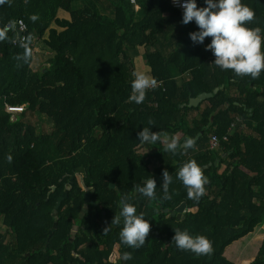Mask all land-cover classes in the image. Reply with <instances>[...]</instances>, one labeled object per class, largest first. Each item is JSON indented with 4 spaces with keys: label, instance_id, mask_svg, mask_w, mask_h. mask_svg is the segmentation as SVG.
I'll return each mask as SVG.
<instances>
[{
    "label": "trees",
    "instance_id": "1",
    "mask_svg": "<svg viewBox=\"0 0 264 264\" xmlns=\"http://www.w3.org/2000/svg\"><path fill=\"white\" fill-rule=\"evenodd\" d=\"M144 1L146 17L140 23L127 0L119 1L114 19L92 6L75 10L74 0L0 4V217L5 227L0 264H264V71L252 79L220 69L205 47L211 37L204 44L193 42L190 33L197 26L184 25L170 0H155L151 7ZM242 2L255 12L248 27L264 30V0ZM164 13L179 23L180 38L167 56L143 52L151 77L162 87L147 91L145 101L136 104L130 100L135 73L130 53L163 32L157 28ZM20 20L28 28L25 47L16 44V32H4ZM149 30L151 35L144 34ZM36 44L48 52L43 57L48 67L34 68ZM172 67L184 76L181 84ZM221 88L198 107H188L192 99ZM6 105L24 106L25 112L12 120ZM28 112L45 116L53 131L41 134L24 122ZM242 124L251 135L243 134ZM144 127L161 140L140 142ZM228 133V141L210 151V135L222 139ZM165 136L178 137L174 153L165 150ZM188 138L195 143L186 149ZM142 145L154 154L138 153ZM190 160L208 180L198 200L176 179ZM165 172L173 178L172 199L143 197L139 189L148 179L155 180L157 196L163 195ZM72 180L68 199L54 214ZM86 193L95 204L80 219ZM122 196L151 224L139 249L122 244L123 225L112 224ZM184 203L185 219L165 213ZM176 229L207 237L214 251L198 256L178 249ZM125 252L133 259L124 262Z\"/></svg>",
    "mask_w": 264,
    "mask_h": 264
},
{
    "label": "clouds",
    "instance_id": "2",
    "mask_svg": "<svg viewBox=\"0 0 264 264\" xmlns=\"http://www.w3.org/2000/svg\"><path fill=\"white\" fill-rule=\"evenodd\" d=\"M6 2L11 3V0H0V4ZM173 3L183 9L184 25L194 22L197 26L198 31L190 33L193 42L204 44L205 39L211 37V43L205 47L216 57L214 64L217 67L231 70L240 77L250 76L252 79H257L261 75L264 71V30L259 27H248L255 18V12L242 0H203V6H198V0H173ZM155 84L156 81L148 74L134 73L130 100L136 104L143 103L147 91ZM138 140L142 143L156 144L161 140V136L144 127L143 131L138 133ZM194 143L193 139L188 138L184 147L192 148ZM177 148V138L172 137L165 150L174 153ZM164 175L162 196H157V185L153 179H148L147 183L140 187L139 192L142 196L149 200H171L169 186L173 183V178L167 172ZM176 179L187 189L188 197L196 200L204 194V185L208 182L195 160L184 163L176 173ZM129 200L127 196L121 197L120 212L113 219L112 224L123 225L119 232L122 244L132 249H139L149 236L151 224L142 212H137V207ZM173 241L178 249L191 251L198 256L209 255L214 251L212 242L207 237L193 236L187 230L176 229ZM132 259L130 252L123 253L124 262Z\"/></svg>",
    "mask_w": 264,
    "mask_h": 264
},
{
    "label": "crops",
    "instance_id": "3",
    "mask_svg": "<svg viewBox=\"0 0 264 264\" xmlns=\"http://www.w3.org/2000/svg\"><path fill=\"white\" fill-rule=\"evenodd\" d=\"M119 1L120 0H74V2H73V8L75 10H82V9H85L87 6H92L99 13V15H101V16H103L105 18L114 19L116 17V6L118 5ZM154 2H155V0H151V1L149 0V3L150 4H148V6L151 7V5ZM144 3H146L144 0H138L137 3L134 5L131 2V0H127V4H129V6L132 8V10L134 12L133 18H134V22L135 23H140L146 17L145 16V13L142 10ZM163 18H164V21H160L159 18H158L159 27L157 28L158 21H157V25L154 27L155 29L156 28L159 29L160 27H163V32L160 33V34H158V35H156L155 40H153V37L150 38V41L153 42V43L150 42V43L144 45L143 47H140L139 46V47H137L135 49V51H133L132 53H130V55L132 56V58L134 60V63H135V73L138 72V70H137L138 67L137 66L140 65L141 66L140 67L141 70L145 69L146 71H148L147 74L151 77L150 72H149V68L146 66L147 64H146V61L144 59V54H143L144 51H147V50H149V51L158 50L163 55L167 56V55H169L174 50V48H175V46H176V44H177V42H178V40L180 38V35H179V33H180V31H179V23L176 20L172 19V17L168 13H164L162 15V18L161 19H163ZM151 33H152V31L149 30V31H146L144 34H146V35H149L150 34L151 35ZM34 53L36 54V58H35L34 64L40 65L41 67H42V65H45L44 64L45 63V59L43 57L45 55H48V52L45 51L41 47V45L36 44L35 45V49H34ZM171 71H172V75H173L174 79L179 84H181V82L184 81V76L181 75L174 67L171 68ZM188 107H189V105H188ZM189 108H192V107H189ZM194 115H195V113H191L190 114L191 118ZM235 129L236 128L230 129L229 133L231 135L234 134L235 133ZM242 132H243V134H245L247 136H249V135L252 134V131H250V128L247 127V126H245V125L242 126ZM229 133L226 136H224L222 139H220L216 134H214V135H216L221 141H224V138L225 137H227L229 139ZM211 136L212 135H210V137H209L210 139H211ZM176 138L178 139V137H176ZM170 140L171 139H169V137L168 138L166 136L164 137V143L166 145L171 142ZM227 141H224V142H227ZM209 149H210V151H216L219 148L216 149V150H211V148H210V142H209ZM138 153H141L143 155H148V154L150 155V154H154V150H152L151 148L149 149L148 146L142 145L138 149ZM226 156L227 155H223V157H226ZM218 162L219 161H217L216 164ZM225 168H226V166L223 165V167H222L221 170L223 171ZM112 187L116 188L115 185H111V188ZM86 194H88L90 196L89 199L91 201V194L90 193H86ZM93 204H95V203H93L91 201V204L89 205V208H88V212H89L90 206L93 205ZM84 206H85V204H84ZM84 206H83V208H84ZM80 214H81V212H80ZM169 215H171V214H169ZM83 218L80 217V219H83ZM75 228H78V227H75ZM4 229H5V227L3 225L2 218L0 217V230H4ZM261 229L264 231V225H263V227ZM78 232H79V228H78L77 232L74 233V234H77Z\"/></svg>",
    "mask_w": 264,
    "mask_h": 264
},
{
    "label": "built area",
    "instance_id": "4",
    "mask_svg": "<svg viewBox=\"0 0 264 264\" xmlns=\"http://www.w3.org/2000/svg\"><path fill=\"white\" fill-rule=\"evenodd\" d=\"M138 0H131V2L135 5L137 3ZM171 2V7L178 12L182 17H183V9L181 7H179L178 5L173 3V0H170ZM28 28L27 25L23 22V21H18V22H14V23H10L6 26L4 32H16L18 34V32L22 33V36L19 38H17L16 44H21L23 47L26 46L27 43V39H26V32H27ZM162 87V83H156L155 86L148 90V91H152V90H156L158 88ZM5 112L12 115V120H15V116L23 114L25 112V107L24 106H11V105H6L5 106ZM235 128V125L232 127V129ZM228 138L225 137L224 141H227ZM220 144H221V140L214 134H212L211 139H210V148L211 150H216L218 148H220Z\"/></svg>",
    "mask_w": 264,
    "mask_h": 264
},
{
    "label": "water",
    "instance_id": "5",
    "mask_svg": "<svg viewBox=\"0 0 264 264\" xmlns=\"http://www.w3.org/2000/svg\"><path fill=\"white\" fill-rule=\"evenodd\" d=\"M18 36L19 38L22 36V33L21 32H18ZM223 88L221 89H216L214 91L213 94H203L201 96H199L198 98L196 99H192L190 104H189V107H198L200 105L201 102H204L210 98H212L215 94H217L220 90H222ZM204 132H202L198 137H197V140L203 135ZM208 167L204 168V169H207ZM203 172V170H202ZM72 183H73V180L71 181V183L69 185H67L66 187V190L65 192L63 193L62 197L59 198L58 200V203L56 205V208L54 210V214L57 213V211L61 208L62 206V203L68 199V194L69 192L71 191L72 189ZM114 188V187H112ZM90 196L88 194L85 195V206L84 208L82 209L81 211V214H80V217L83 218L87 213H88V208H89V205L91 204V201H90ZM186 204H183L182 206H180L175 212L171 213L170 211H165L166 214H171L173 217H177L178 219H185V212H186ZM57 220V219H56ZM58 228V223L56 222L55 225H54V228L53 230L50 232V236L53 235V233L57 230ZM78 230V228H74V233H76ZM22 264H25V263H22Z\"/></svg>",
    "mask_w": 264,
    "mask_h": 264
},
{
    "label": "rangeland",
    "instance_id": "6",
    "mask_svg": "<svg viewBox=\"0 0 264 264\" xmlns=\"http://www.w3.org/2000/svg\"><path fill=\"white\" fill-rule=\"evenodd\" d=\"M44 64L45 65H42V67L40 65L35 64L34 68L41 69L48 66V63L45 62ZM137 67L138 72H143L147 74L148 71H146L145 69L141 70L140 65H138ZM24 122L34 125L41 134H50L53 131L52 123L45 116H42L38 113H25Z\"/></svg>",
    "mask_w": 264,
    "mask_h": 264
}]
</instances>
